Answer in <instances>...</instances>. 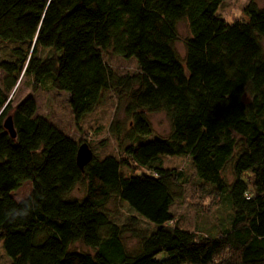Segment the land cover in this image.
Here are the masks:
<instances>
[{
	"label": "trees",
	"instance_id": "1",
	"mask_svg": "<svg viewBox=\"0 0 264 264\" xmlns=\"http://www.w3.org/2000/svg\"><path fill=\"white\" fill-rule=\"evenodd\" d=\"M225 1L0 0V45L10 51L0 62L6 264H264V8L252 1L227 23L217 15ZM104 54L134 59L138 71L119 75ZM22 76L34 90L68 94L77 124L116 98L129 121L109 127L120 155L93 154L80 169L81 144L38 116L33 97L12 106ZM154 113L170 131L145 141ZM164 157H188L207 196L229 210L216 234L177 224L171 208L188 180ZM25 182L30 195L16 201ZM79 186L83 197L72 198ZM114 201L129 211L123 224L108 210Z\"/></svg>",
	"mask_w": 264,
	"mask_h": 264
},
{
	"label": "rangeland",
	"instance_id": "2",
	"mask_svg": "<svg viewBox=\"0 0 264 264\" xmlns=\"http://www.w3.org/2000/svg\"><path fill=\"white\" fill-rule=\"evenodd\" d=\"M254 2L259 8H264V0H226L217 12V15L227 23H233L236 19H242L244 8ZM178 39L175 49L180 57L184 56V42L189 37L187 23L181 21L177 24ZM264 52V42L262 43ZM9 46L0 45V62L8 60ZM104 61L119 75L133 74L138 71L137 62L134 59L125 60L112 54H104ZM4 73L0 69V88ZM33 97L37 105V115L47 119L49 122L60 128L65 134L69 135L80 144H87L93 154L120 155L114 136L109 132L112 122L120 121L128 125L123 106L118 108L116 98L107 96L106 101L98 107L93 113L87 115L80 123H76L72 110L69 105V96L64 92L55 90H42L32 88V83L25 77H21L16 87L10 94V100L13 107L21 103L27 97ZM148 120L152 126L151 135L146 137L145 141H152L157 136L167 137L170 131V125L164 113H154L148 115ZM164 166L182 172L188 183L183 188V195L171 208V211L177 221V224L199 235H214L219 227L226 223L229 210L220 205V200L212 196H207L204 186H201L196 178L195 170L188 157H164ZM141 171H138L140 173ZM228 180H231L229 170L226 172ZM32 190L30 182H25L17 191L12 193L16 201L28 197ZM83 188L79 186L73 193L72 198L81 199L83 197ZM109 212L116 220L123 224L128 218L129 211L125 205L120 202H111L108 206ZM140 228H150L145 222L138 225ZM126 235L128 247H132L135 241ZM2 245L0 244V264H6ZM165 254H160L162 259Z\"/></svg>",
	"mask_w": 264,
	"mask_h": 264
},
{
	"label": "water",
	"instance_id": "3",
	"mask_svg": "<svg viewBox=\"0 0 264 264\" xmlns=\"http://www.w3.org/2000/svg\"><path fill=\"white\" fill-rule=\"evenodd\" d=\"M4 128L9 132L11 137H15V132L12 124L11 117H8L4 122ZM93 153L87 144L79 145L77 151V165L80 169H83L87 164L91 162Z\"/></svg>",
	"mask_w": 264,
	"mask_h": 264
}]
</instances>
